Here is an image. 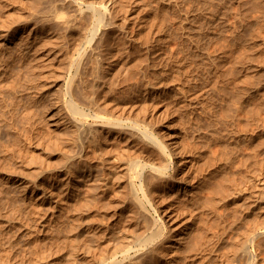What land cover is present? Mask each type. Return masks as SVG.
<instances>
[{"label":"bare ground","instance_id":"1","mask_svg":"<svg viewBox=\"0 0 264 264\" xmlns=\"http://www.w3.org/2000/svg\"><path fill=\"white\" fill-rule=\"evenodd\" d=\"M24 2L11 12L0 0L4 22L23 19L18 35L24 42L15 53L23 83L31 87L26 116L51 123L54 102L58 116L43 145L31 140L42 136L39 132L25 135L37 162L28 164L26 178L0 190V264H264V157L258 171L235 182L234 156L220 159L210 139L199 145L195 119L206 111L198 101L184 98L185 112L170 99L164 108L154 105L167 87L150 79L148 66L126 70L123 91L132 98L101 95L99 79L89 76L90 68L104 72L107 41L112 46L117 36L136 45V26L147 24L118 14L141 6L146 11L151 3ZM40 29L43 37L33 45L39 36L33 42L31 37ZM10 30L0 31L1 39ZM149 30L156 44L164 40L152 24ZM6 47L0 40V63L7 60ZM169 56L161 49L157 59L162 64ZM179 71L188 82L180 86L186 93L194 76L189 68ZM138 93L144 110L136 113ZM209 113L206 118L222 120L214 106ZM254 118L256 128L241 137L234 126L216 134L227 144L249 142L264 132V115ZM5 121L14 127L7 108L0 112V127ZM263 143L250 152L255 159Z\"/></svg>","mask_w":264,"mask_h":264},{"label":"rangeland","instance_id":"2","mask_svg":"<svg viewBox=\"0 0 264 264\" xmlns=\"http://www.w3.org/2000/svg\"><path fill=\"white\" fill-rule=\"evenodd\" d=\"M6 1L11 5L7 8L11 12L25 6L24 0ZM145 1L151 3L146 11H140L141 6L132 12L121 11L118 14L123 16L129 13L131 22H147L141 27L136 26L137 44L126 45L122 39L114 36L110 43L113 45H109L107 41L103 50L104 63H107L104 65V72L97 75L90 68L89 76L92 80L96 77L99 79L98 90L101 95L132 98L128 92L123 91L129 73L126 70L134 68L140 71L148 66L145 70L150 79L160 88L167 87V93L157 98L154 105L164 108L168 103L166 99H170L180 112H185L184 98L198 101L206 111V114L195 119L199 120L201 127L199 145H207V140L210 139L212 149L219 152L220 159L233 155L232 167L235 172L231 180L245 181L251 173L259 170L258 160L264 157V143L260 147L258 158L255 159L250 152L260 141H264V132L251 138L249 142L240 140L239 144L234 141L227 144L216 133L234 126L241 137L256 128L255 114L260 112L264 115V0ZM5 10L0 6V31L11 30L7 37L1 39L0 36V40L8 46L7 60L0 63V112L7 108L9 116L15 119V125L8 127L5 121L0 127V190L6 183L13 186L15 182L26 178L29 173L28 164L37 162L30 154L25 135L34 137V133L39 132L42 136L31 140L34 146L43 145L45 134L58 116L55 102L51 106V123H47L46 118L26 116L25 110L30 104L27 90H31V87L30 84L23 83L20 61L15 53L16 46L23 45L24 42L18 35V27L23 24V19L13 17L9 22H4ZM144 14L148 20H143ZM151 24L156 33L164 37L158 44L153 38L155 33H150ZM32 27L35 28L36 25ZM39 31L42 33L31 37L33 42L35 36H39L33 45L43 37L42 29ZM64 45L67 42L62 48ZM147 46L153 51L151 56L148 55ZM62 48L58 58L61 57ZM161 49L163 53L170 54L162 64L157 59ZM114 57L117 58V63H112ZM180 68H189L194 76L189 82L193 87L186 93H182L180 87H185L187 82L185 73L180 72ZM138 75L143 76L141 72ZM114 87L115 92L112 91ZM51 92L57 94L56 88H52ZM133 99L136 103L134 111H143L142 94L138 93ZM212 106L224 119V123L222 120L206 118ZM152 108L153 104L150 110ZM238 149L242 151L239 152ZM63 166L57 162L58 168ZM28 189L31 190V187ZM252 221L247 220L248 223Z\"/></svg>","mask_w":264,"mask_h":264}]
</instances>
